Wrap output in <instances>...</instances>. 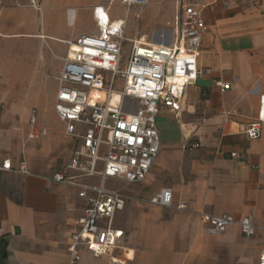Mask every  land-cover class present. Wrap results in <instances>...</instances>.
Returning <instances> with one entry per match:
<instances>
[{
    "label": "crops",
    "instance_id": "0c3cea01",
    "mask_svg": "<svg viewBox=\"0 0 264 264\" xmlns=\"http://www.w3.org/2000/svg\"><path fill=\"white\" fill-rule=\"evenodd\" d=\"M112 1L0 0V73L19 46L32 51L30 40L48 36L68 48L81 35L98 34L94 9H109L111 18ZM161 2L152 4L163 6ZM178 3L180 8L168 26L172 28L181 6L187 5L198 6L206 22L197 57L202 74L188 87L178 117L171 108L161 107L157 115L161 151L142 183L120 189L135 200L116 214L114 228L124 232L122 244L134 252L126 264H261L264 122L258 140L249 139L245 130L257 121L263 105L264 0ZM46 15L51 35L39 23ZM22 38L28 41L15 42ZM217 83H228L231 89L222 92ZM32 111L0 110V165L10 161L12 167L0 174L3 264H71L67 249L86 204L74 188L48 180L55 174L53 169L21 160L15 122L18 116L29 125ZM56 121L55 116L60 126ZM166 188L173 192L174 205L184 203L188 210L141 202ZM203 212L236 220L250 217L259 227L258 234L246 238L236 224L223 234H207L200 217ZM78 253L80 259L74 264H111L108 255L96 257L84 247ZM115 255L123 258L120 250Z\"/></svg>",
    "mask_w": 264,
    "mask_h": 264
},
{
    "label": "built area",
    "instance_id": "2783aa9c",
    "mask_svg": "<svg viewBox=\"0 0 264 264\" xmlns=\"http://www.w3.org/2000/svg\"><path fill=\"white\" fill-rule=\"evenodd\" d=\"M118 1L128 10L149 6L151 2ZM108 10L94 9L98 34L81 35L68 43L64 66L57 77L55 109L73 144L66 169L48 180L74 188L86 204L82 217L75 221L77 228L67 249L71 264L79 261L80 247L96 257L110 256L111 264H126L133 259L134 252L123 246L124 232L114 228L113 219L135 198L120 189L109 188L107 182L115 180L129 185L146 179L161 151L157 120L161 107L171 108L178 117L188 87L202 74L197 57L207 27L198 6H181L168 46L148 43L145 38L127 40V19L113 20ZM126 42L130 44L129 51L124 49ZM217 85L222 92L231 89L228 83ZM261 102L257 121L245 130L251 140H258L263 134L264 96ZM28 124L31 140H39L47 133L38 124L36 110L32 111ZM6 170H12L10 161L0 165V174ZM173 199V192L166 188L141 202L188 210L184 203L174 205ZM200 217L205 232L211 235L225 233L232 224L238 225L246 238L259 231L250 217L236 220L205 212ZM117 250L123 258L115 255ZM260 261L264 264V255Z\"/></svg>",
    "mask_w": 264,
    "mask_h": 264
},
{
    "label": "rangeland",
    "instance_id": "374dc122",
    "mask_svg": "<svg viewBox=\"0 0 264 264\" xmlns=\"http://www.w3.org/2000/svg\"><path fill=\"white\" fill-rule=\"evenodd\" d=\"M194 2V0H190ZM151 1L146 7H132L129 10L118 0L112 2L111 18L127 19L125 36L127 40L145 38L151 44L170 45L173 34L168 22L179 10L178 0H162L163 6H154ZM41 26L51 35V20L41 17ZM44 33V32H43ZM28 41V39L15 42ZM25 44V43H23ZM129 42L125 43V50L129 51ZM25 47V46H23ZM29 47L32 53L15 49L6 69L0 73V110L5 113L26 108L36 110L39 124L47 130L39 140L28 138L30 126L17 116L15 125L18 127L16 141L21 148V160H32L37 166L63 172L71 156L73 140L65 135L64 126L60 123L56 109V92L59 88L57 77L63 69V58L66 55L67 45L59 44L51 37H41L30 40ZM17 48V46H15ZM16 83L9 84L8 83ZM55 116L57 123L55 124ZM10 125V122H8ZM97 181V180H92ZM125 185L121 182L109 180L107 186L111 189H121ZM126 186V185H125Z\"/></svg>",
    "mask_w": 264,
    "mask_h": 264
},
{
    "label": "trees",
    "instance_id": "16d2710c",
    "mask_svg": "<svg viewBox=\"0 0 264 264\" xmlns=\"http://www.w3.org/2000/svg\"><path fill=\"white\" fill-rule=\"evenodd\" d=\"M5 248H6V244L3 241H0V262L1 264H3L6 259Z\"/></svg>",
    "mask_w": 264,
    "mask_h": 264
}]
</instances>
